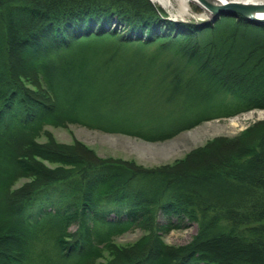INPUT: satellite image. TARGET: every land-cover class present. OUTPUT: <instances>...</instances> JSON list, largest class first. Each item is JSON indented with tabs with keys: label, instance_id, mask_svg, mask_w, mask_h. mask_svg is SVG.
<instances>
[{
	"label": "trees",
	"instance_id": "obj_1",
	"mask_svg": "<svg viewBox=\"0 0 264 264\" xmlns=\"http://www.w3.org/2000/svg\"><path fill=\"white\" fill-rule=\"evenodd\" d=\"M93 35L158 45L53 56ZM261 90L263 24L176 22L150 0H0V264H92L104 252L102 264H264V123L152 170L45 131L160 141L264 108ZM215 151L228 157L212 176L181 173ZM193 223L190 243H165ZM135 228L146 233L139 241L115 244Z\"/></svg>",
	"mask_w": 264,
	"mask_h": 264
},
{
	"label": "rangeland",
	"instance_id": "obj_2",
	"mask_svg": "<svg viewBox=\"0 0 264 264\" xmlns=\"http://www.w3.org/2000/svg\"><path fill=\"white\" fill-rule=\"evenodd\" d=\"M191 6L192 12L188 15H178V12L175 10L172 12L168 10L166 11L170 18L183 22L201 24L212 20L211 18L204 16V11L202 9L196 5ZM213 25H215V22ZM221 30H225V27L219 29V31ZM204 36L210 38L209 35ZM199 37H202V35H199ZM157 45L143 46L142 44L137 43L125 44L116 36L93 35L81 39L71 47H64L63 49H60V51H54L53 56L80 58L85 54H91V52H109L119 56H127L140 52H153L156 50ZM240 89L241 88H239V90ZM182 90L183 92L181 95L185 94L187 89L182 88ZM154 92L155 88L151 89L150 94H153L154 96L161 93L158 90H156V93ZM240 92L245 97L250 96L248 95L249 93L243 94L242 90ZM254 95L263 97L264 90H261L258 93L254 92ZM260 123H264V108L241 113L231 118L203 122L193 128L179 132L174 137L160 141H147L130 135L106 133L77 125H70L66 128L48 125L45 127V131H48L54 139L61 144L74 145L76 142H80L91 149L100 158L131 162L147 170H152L163 166H173L176 163L184 161L193 152L200 148H204L214 140L225 138L234 139L246 131L256 128ZM181 126L182 124L177 125V127ZM175 129L176 126L168 129L167 132H173ZM38 141L39 143H46L48 142V138L43 136L39 138ZM227 157L228 154L222 151L204 154L196 157L190 166L182 168L181 173L193 174L195 177L212 176L218 168V165ZM24 182L25 180L18 181L16 187H20ZM213 187L216 186L213 185ZM204 188L206 187H202L200 190L203 191ZM207 189L208 188H206V190ZM216 190L217 189H215L214 192H216ZM221 190H224V188H221ZM257 201L258 199L251 201V204H254ZM262 224H264V222H262ZM197 227V224L193 223L184 229L172 231L164 237V241L167 245L171 246L186 245L190 243L197 234ZM72 230H74V228ZM145 234L146 233L141 229L135 228L116 237L114 242L118 246L128 247L134 245ZM105 257L106 253L104 252L103 256L93 260L92 264L104 263Z\"/></svg>",
	"mask_w": 264,
	"mask_h": 264
},
{
	"label": "water",
	"instance_id": "obj_3",
	"mask_svg": "<svg viewBox=\"0 0 264 264\" xmlns=\"http://www.w3.org/2000/svg\"><path fill=\"white\" fill-rule=\"evenodd\" d=\"M210 12L213 22L218 21L222 17L238 18L243 17L249 22L264 24V18H258L256 12H264V3L262 4H245V3H227L224 5H214L209 0H198Z\"/></svg>",
	"mask_w": 264,
	"mask_h": 264
},
{
	"label": "bare ground",
	"instance_id": "obj_4",
	"mask_svg": "<svg viewBox=\"0 0 264 264\" xmlns=\"http://www.w3.org/2000/svg\"><path fill=\"white\" fill-rule=\"evenodd\" d=\"M155 4L162 6L170 12L176 11L178 15H188L192 12V6L196 5L204 11V16L210 17L211 12L198 0H151ZM214 5H224L227 3H245V4H262L264 0H209ZM258 18H264V12H256Z\"/></svg>",
	"mask_w": 264,
	"mask_h": 264
}]
</instances>
